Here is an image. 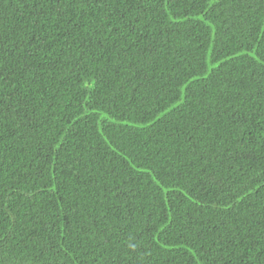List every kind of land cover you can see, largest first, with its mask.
Returning <instances> with one entry per match:
<instances>
[{
  "label": "trees",
  "instance_id": "obj_1",
  "mask_svg": "<svg viewBox=\"0 0 264 264\" xmlns=\"http://www.w3.org/2000/svg\"><path fill=\"white\" fill-rule=\"evenodd\" d=\"M0 264H264V0H0Z\"/></svg>",
  "mask_w": 264,
  "mask_h": 264
}]
</instances>
